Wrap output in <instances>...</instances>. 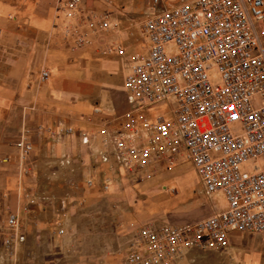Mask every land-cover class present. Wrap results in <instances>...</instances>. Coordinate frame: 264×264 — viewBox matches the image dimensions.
I'll return each mask as SVG.
<instances>
[{
	"label": "built area",
	"instance_id": "2783aa9c",
	"mask_svg": "<svg viewBox=\"0 0 264 264\" xmlns=\"http://www.w3.org/2000/svg\"><path fill=\"white\" fill-rule=\"evenodd\" d=\"M83 1L58 0L57 8L73 14ZM150 6L147 53L133 59L124 84L130 137H112L118 157L144 168L175 164L184 154L207 192L225 199L205 219L148 222L125 234V264H176L192 249H227L233 232H264V0H153ZM110 25L104 17L101 26ZM48 77L42 71V80ZM164 102L170 114L151 113ZM81 136L89 142L88 133ZM15 146L27 161L33 144L26 132ZM7 223L11 246L20 236V211L9 213Z\"/></svg>",
	"mask_w": 264,
	"mask_h": 264
},
{
	"label": "rangeland",
	"instance_id": "374dc122",
	"mask_svg": "<svg viewBox=\"0 0 264 264\" xmlns=\"http://www.w3.org/2000/svg\"><path fill=\"white\" fill-rule=\"evenodd\" d=\"M152 1L84 0L72 9L80 20V24L73 26L78 31L76 45L89 44L90 34L97 29L119 30L125 33L126 40L108 45L109 52L125 57L130 55L131 61L138 54L145 55L143 26ZM60 9L71 12L67 7ZM104 17L111 22L108 28L101 26ZM261 27L264 30V22ZM211 76L216 78V70L211 71ZM151 110L155 114H170L167 102ZM15 138L1 144L6 146L7 154H18L17 162H12L16 166L12 177L20 182V189L12 197L8 187L4 189L10 176L1 175L0 264H41L43 257H46V264H125V234L129 232L127 226L125 230V212L129 216L137 206L154 201L157 203L153 208L154 215L146 223L183 224L205 219L225 206L221 195L207 192L194 165L184 154L175 164L166 160L150 163L144 170L151 171L148 176L142 172L126 174L121 171L117 182H112L105 171L98 170L99 166L68 165L62 161L46 163L51 170L45 176L39 162L33 160V151L30 161H22ZM22 165L30 168L32 173L22 171L21 174ZM159 180L162 184L157 190L141 191ZM12 211H20L17 229L20 236H14L13 244L9 246L6 240L12 237L13 231L8 227L7 218ZM127 218L128 222L133 220V217ZM38 220L43 222L42 226L37 224ZM61 229L64 230L62 234ZM231 239L227 249H192L176 264H264V232H233ZM31 249H43V257L35 253L31 258ZM56 250L62 255L51 256L59 254Z\"/></svg>",
	"mask_w": 264,
	"mask_h": 264
},
{
	"label": "crops",
	"instance_id": "0c3cea01",
	"mask_svg": "<svg viewBox=\"0 0 264 264\" xmlns=\"http://www.w3.org/2000/svg\"><path fill=\"white\" fill-rule=\"evenodd\" d=\"M57 4L58 0H0V161L4 163L0 162V177L10 176L4 189L8 187L12 197L20 189V182L12 177L18 154H7L1 144L15 136L16 141L24 130L33 144V160L45 176L51 170L46 163L61 161L99 166L112 182L118 181L121 171L147 176L151 172L144 171L151 164L139 168L133 158L122 161L112 140L116 134L130 137L124 126L131 109L124 84L133 60L107 49L124 43L125 33L97 29L89 44L77 46L74 27L80 20ZM44 70L49 72L46 80L41 78ZM67 128L73 132L66 133ZM82 132L89 134V142L83 141ZM160 184L161 180L141 191H155ZM155 204L137 206L129 222L125 212V230L146 224ZM43 252L29 250L31 258L35 253L43 257ZM55 253L59 254L51 256L62 255ZM45 262L43 257L41 264Z\"/></svg>",
	"mask_w": 264,
	"mask_h": 264
}]
</instances>
